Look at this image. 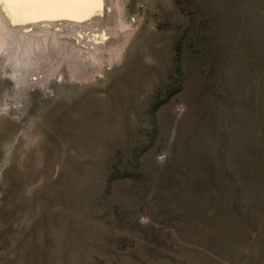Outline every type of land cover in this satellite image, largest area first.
<instances>
[{
  "label": "rangeland",
  "instance_id": "obj_1",
  "mask_svg": "<svg viewBox=\"0 0 264 264\" xmlns=\"http://www.w3.org/2000/svg\"><path fill=\"white\" fill-rule=\"evenodd\" d=\"M93 12L0 4V264H264V0Z\"/></svg>",
  "mask_w": 264,
  "mask_h": 264
},
{
  "label": "snow or ice",
  "instance_id": "obj_2",
  "mask_svg": "<svg viewBox=\"0 0 264 264\" xmlns=\"http://www.w3.org/2000/svg\"><path fill=\"white\" fill-rule=\"evenodd\" d=\"M21 18H87L99 9L102 0H0ZM13 20V23H16Z\"/></svg>",
  "mask_w": 264,
  "mask_h": 264
},
{
  "label": "bare ground",
  "instance_id": "obj_3",
  "mask_svg": "<svg viewBox=\"0 0 264 264\" xmlns=\"http://www.w3.org/2000/svg\"><path fill=\"white\" fill-rule=\"evenodd\" d=\"M1 26H3L2 24H1ZM0 26V27H1ZM3 29V28H2ZM1 34V33H0ZM1 37L2 38H0V49L1 48H3V46H4V43H5V41H6V39H7V36H6V34H3V36L1 35ZM48 41V40H47ZM48 44V49H51L52 47H51V44L48 42L47 43ZM41 48V47H40ZM42 49V48H41ZM43 50V49H42ZM38 52V51H37ZM41 52V51H40ZM46 52V51H45ZM35 53V52H34ZM43 53V52H42ZM27 54V53H26ZM36 54V53H35ZM28 55V54H27ZM30 56V55H29ZM43 58V57H42ZM48 58V57H47Z\"/></svg>",
  "mask_w": 264,
  "mask_h": 264
}]
</instances>
